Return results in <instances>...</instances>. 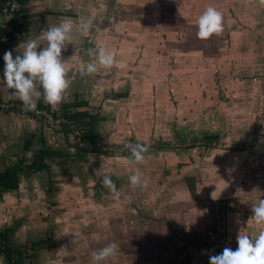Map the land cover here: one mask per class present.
I'll use <instances>...</instances> for the list:
<instances>
[{
	"label": "rangeland",
	"instance_id": "374dc122",
	"mask_svg": "<svg viewBox=\"0 0 264 264\" xmlns=\"http://www.w3.org/2000/svg\"><path fill=\"white\" fill-rule=\"evenodd\" d=\"M50 1L49 9H57L51 4L57 1ZM38 3H34L31 11L22 15L26 17L19 21L30 24L29 33L39 30L44 21L47 10H39ZM125 8L119 6L117 13H128ZM19 9L20 6L16 8ZM6 15L0 14V26L11 31L9 20L12 15ZM105 22L106 19L102 18L101 24ZM111 28L115 30L116 26ZM27 33L17 32L11 45L18 46ZM87 77L90 78L81 79L86 84L83 85L84 90L91 82V85L96 82L92 75ZM88 91L91 94L88 93L86 98L94 107H91L92 112L88 107L84 109L99 114L100 118L107 117L103 107L99 108L102 99L107 98L106 89H100L94 95L92 88ZM13 101L22 103L19 99ZM98 108L101 113L96 110ZM39 120L49 128L58 127L32 115L0 111V173L22 158L31 163L37 156L42 148L38 143L41 136ZM149 124L153 126V123ZM106 126L101 122V136L95 146L101 151L106 150V153L99 156L88 153L79 158L74 150L64 149L66 139L63 138V148L45 146L64 155L63 158L46 161L50 165L49 172L35 171L30 176L23 175L17 189L3 194L0 231L7 227L14 229L11 240L24 251L22 264H97L92 253L113 241L118 245L116 253L100 264H209L210 255L221 252L224 247L237 246L239 230L251 235L264 229V225L253 226L251 230L239 228L246 219L255 222L251 219L250 210L252 204L261 199L259 188L253 189L245 184L241 185L239 192L241 178L234 188L220 189V172L207 165L211 157L217 158V153L223 152L220 149L223 145L219 144L216 148L219 150L214 154L200 144L189 150L188 147L194 143H186L174 135L172 141H166L172 148L176 147L170 153L165 151L166 145L158 141L162 139L151 137L145 144H153L154 148L148 150L144 161L136 162L130 152L128 155L120 154L113 149L118 145L110 138V125ZM225 126L229 125L224 121L221 124L223 131ZM150 130L155 135L156 129ZM194 130L189 128V131ZM195 132L197 137L194 140L202 142L203 132ZM73 138L76 139L74 135ZM30 141V149L25 151V145ZM109 144L111 148H108ZM225 148L224 159L231 146ZM252 158L253 154L249 153L240 161L246 165L250 175L258 174L261 179V170L249 169ZM100 167L115 182L116 192L103 189L101 179L95 176V170ZM137 169L142 179L147 181L144 187L132 185L128 180ZM44 240L48 242L32 248L33 243ZM0 264H5L3 257H0Z\"/></svg>",
	"mask_w": 264,
	"mask_h": 264
},
{
	"label": "crops",
	"instance_id": "0c3cea01",
	"mask_svg": "<svg viewBox=\"0 0 264 264\" xmlns=\"http://www.w3.org/2000/svg\"><path fill=\"white\" fill-rule=\"evenodd\" d=\"M56 1V3L51 4L52 6H56L57 9L50 10V0H24V14L30 12L34 3L36 4L37 2H39V7H37L39 10L44 8L47 10L44 12V21L41 22L39 30L29 33L30 29H28V25L30 26V24H26V32L28 33L24 41L26 39H37L38 44L42 47L45 44L43 33L52 26L50 23L56 25L63 20H71L73 24V30L66 49L62 50L69 88L57 106L52 107L46 104L43 98L40 97L37 98V107L48 108L53 114L64 116L65 114L77 112L78 104L87 102V106L85 107H88V110L92 112L91 107L94 106H91L87 99L88 93H90L88 88L93 89V95L97 94L96 92L100 91V89H106V93H108L105 97L107 98L102 99L103 102L99 108L103 107L104 113L108 114L107 117H103V122L107 124L106 127L110 125V138L114 139L115 143L133 139L135 142L145 144L148 141L147 138L154 137L155 139H162L158 141L167 144L168 142L166 141H172L171 139L175 138L174 135L177 136V139L192 138L196 135L195 131L198 130L203 132L204 137L212 136L213 134L222 136V140L235 144L234 146L230 144L231 149L229 151L226 150V159L228 160L224 159V156H226L224 147H219L223 152L218 153L219 149L211 148L210 150L213 154L217 153L216 157L219 161L217 158L211 157V162L207 164L210 168H215L220 172V189L234 188L241 178L238 184L239 192H241V185L245 184L250 188L254 189L258 187L260 189V181L257 180L260 175H250L251 173H248L247 169H240V157L242 153L238 149L241 146L239 142L241 139L237 133V127L228 122L229 126H225L226 130L223 131L221 128L222 123H220L215 127L219 131L217 134L213 131L214 128L210 123L204 121L201 124L200 120L208 118L209 108H215L219 105V99L215 96L217 95L215 79L217 84L219 80L220 84L228 90H239V86L241 85L238 86L239 83L234 84L236 81L233 80V73L231 74V70L234 69L232 66L239 67L241 73L247 74L245 77L248 79H250L249 76L253 75L254 71L264 75V42L257 44L254 41L255 39H252V36L257 31L264 28V7H260L264 0H233L232 6L226 2L228 0L217 1L218 4H221L216 9L223 14V28L220 36L216 38V42L213 36H211L212 42H204L203 44L200 43L202 41L197 42L199 39L195 35L196 22L207 4H199L196 10L193 11L192 5L187 6L188 0H182L183 13L180 12L181 9H174L175 11L160 12L157 17L155 13L144 14V12L156 10L157 7L161 9L162 5L165 4L175 7L177 0ZM204 2L206 1H202L201 3ZM119 6L127 7L125 11H129L130 13H117ZM35 12H37V9ZM102 18L106 19V22L103 24H101ZM159 19H161L160 23ZM9 22L11 23V19ZM84 22L90 24V30L87 35L79 31V25ZM157 24H160V26ZM146 25H154L155 28H160V30L149 28ZM111 26H116L115 30H112ZM231 26L237 28L236 32L230 29ZM173 29L175 30L174 32H172ZM177 29L186 31V33L188 32L183 40L178 38L180 31H177ZM157 34H159L160 38L156 36ZM228 34L233 35L231 37L233 39H231L233 41L231 48L225 38ZM165 40L168 41L167 52L165 51L166 49L157 48ZM11 44L13 43H10L8 50L17 48L16 45L12 46ZM100 46L115 54V62L111 67H99L97 72L90 74L96 82H93L92 85L91 82L89 87L87 86L86 90H84L83 85L85 86L86 84L81 79L90 77H87L88 74L81 75V69L84 64L93 59L88 55L87 50ZM84 48L85 50H83ZM229 49H231V54H229ZM170 52H172V56L166 58L165 55ZM3 53L4 51L0 48V72H2L4 64L2 59ZM13 54L15 55L16 52ZM217 64H223L224 66H222V73L224 74L221 76H216L213 73L214 69L211 65L214 67ZM164 65L171 71L162 70ZM150 69H152L150 76L154 75V79H157L160 86L162 82L164 83L168 79L173 81L170 88H173L174 91V103L164 100V95H162L163 98L161 99L151 98L148 95L147 98H144L140 92H137L138 80L141 78L146 79ZM228 71L230 75H228ZM242 86H244L242 88L247 86L249 90L252 88L250 84ZM12 91L14 90L8 89L0 81V96L8 98V100L18 99L9 94ZM119 91L122 92L119 94ZM199 97H204L202 105L198 102L197 106L193 108L195 99ZM74 99H76V102H74ZM155 103L161 104H159V107H156ZM244 105L246 106L241 109L242 114L238 119L245 126V124H251L255 121L256 113L251 104ZM99 108L96 110H98V113H101L100 109L102 108ZM113 113H117L116 117L113 116ZM180 114H182V118ZM183 115L186 117L190 115V118H192L191 122L188 124L184 123ZM111 116L112 118H110ZM39 121L41 123L39 128L41 136L38 138L40 146L50 145L53 148L60 149L64 146V143H62V139L64 138L66 139L64 149L74 150L75 153L77 152V157L83 158L79 156V150L77 149L79 147L77 146L78 142L73 138L72 134L65 133V129L62 127L52 129L44 125L41 120ZM192 122L196 124L193 127L195 129L194 132L189 131V125ZM146 123L147 125H145ZM149 123H153V126L150 127ZM155 123L158 124L156 125ZM115 128L117 129L115 130ZM150 128L156 129L155 135L151 134L152 130ZM105 134L107 133L105 132ZM131 134L134 136L132 137ZM99 135L101 136V133ZM262 158L254 157L251 159V167L255 163L254 170L259 164L264 163ZM243 171H245L244 174ZM238 173L239 175H237ZM103 189L109 190L108 188Z\"/></svg>",
	"mask_w": 264,
	"mask_h": 264
},
{
	"label": "clouds",
	"instance_id": "9594fccd",
	"mask_svg": "<svg viewBox=\"0 0 264 264\" xmlns=\"http://www.w3.org/2000/svg\"><path fill=\"white\" fill-rule=\"evenodd\" d=\"M222 28V12L209 6L197 19L195 35L199 40H207L214 34H219ZM72 30L71 20H63L59 24L50 26L43 33L44 46L41 47L37 39H26L17 48L3 53L4 64L0 72V81L8 89L14 90L9 94L17 97L25 110H36L37 98L40 97L52 107L62 101L69 88L62 50L66 49ZM89 30L88 22L79 25V31L82 34L87 35ZM14 52H16L15 55ZM87 53L93 59L82 66L81 75L95 73L99 67H111L115 62V54L103 46L90 48ZM126 147L136 162L146 159L145 154L148 152L149 145L130 142ZM95 176L101 179V183L109 191H117L115 182L101 167L95 170ZM128 180L135 186L144 187L147 184V181L142 179L139 169L135 170ZM251 219L257 225H264V198L252 204ZM236 244L235 248L224 247L221 252L210 255L209 264H264V229L251 235L239 230L236 235ZM117 247L116 242H109L94 251L92 258L100 264L112 257Z\"/></svg>",
	"mask_w": 264,
	"mask_h": 264
},
{
	"label": "flooded vegetation",
	"instance_id": "af4514ba",
	"mask_svg": "<svg viewBox=\"0 0 264 264\" xmlns=\"http://www.w3.org/2000/svg\"><path fill=\"white\" fill-rule=\"evenodd\" d=\"M202 1H206L204 3H201ZM217 1H221V0H188L187 2V6H191L192 5V10L195 11L196 7L199 4H207L204 8L203 11L209 7H219L221 4H218ZM224 1V0H223ZM229 3L230 6H232L233 0H228L226 1ZM164 3V2H163ZM262 3V2H261ZM175 7L172 6L170 7L169 5L165 4L162 5L161 9L159 7H157L156 10H149L147 12H144V14H153L155 13V16L158 17V14L160 12L163 11H172V10H180V12H184L183 9V2L182 0H177L175 3ZM260 5V4H259ZM226 6V5H224ZM247 6V5H245ZM260 7H264V2L261 4ZM228 8V7H227ZM174 10V11H175ZM264 10V9H263ZM148 16H152V15H148ZM195 16V15H193ZM228 19V18H226ZM232 19V18H231ZM238 17H237V21H238ZM141 22V21H140ZM161 22V19H159V23ZM158 25V24H157ZM149 28H154L155 30H160V28H155L154 25H146ZM160 26V24L158 25ZM229 28V27H228ZM227 28V29H228ZM249 28V27H247ZM232 31L235 30L236 32V27H232L230 28ZM175 30L173 29L172 32H174ZM177 31H180L179 29H177ZM188 33V32H187ZM186 31H180V33L178 34V38L180 40H183L186 36ZM160 34V32H159ZM159 34H157L156 36L158 38H160ZM126 35H128V33H126ZM220 36L219 34H214L213 38L214 41L216 42V38ZM233 35L228 34V39L226 38V41L229 43V46L231 48V46H233V39L231 38ZM252 39H255L254 41H256L257 44H262L264 42V28L257 31L256 34L254 36H252ZM256 37V38H255ZM162 38V35H161ZM163 39V38H162ZM230 39V40H229ZM232 39V40H231ZM202 41V42H200ZM197 42H200L201 44H203L204 42H212L211 37L208 40H198ZM158 49H166L165 51L167 52L168 50V41H164L163 43H161V45H159L157 47ZM173 52V51H172ZM172 52H170L169 54H166V58H169L170 56H172ZM229 54H231V49H229ZM167 61V59H165ZM223 64H217L214 67L211 65V67L214 69V74H216V76H221L224 73H222L223 69H222ZM221 67V68H220ZM224 67V66H223ZM234 69L231 70V74L233 73V80L236 81L235 83H239V90H232V89H227L225 87H223V85L220 84L219 80H218V84L216 83V79H215V86H216V91H217V96L219 99V105L215 108H209V116L207 119L204 120H200V123L204 121L207 123H210L213 126V131L216 132L218 134V130L215 129V127H217L220 123L222 122H231L234 126L237 127V133L239 134L240 137V143L241 146L238 148L240 150V153H242L241 155V160L246 157L247 154L252 153L253 154V158H262L264 161V75L260 74L256 71L253 72V75L249 76L250 79L246 78L245 76L247 74L245 73H241L239 67H234L232 66ZM166 70L168 72H170L171 70L166 68L165 65L163 66L162 70ZM152 69L149 70V73L147 74L148 76H146V79H140L138 80V90L137 92L142 95V97H146L147 95L150 96L151 98H163L162 95H164V100L169 101L171 103H174V91L173 88H170L173 81L171 79H168L167 81H165L164 83H161V86L159 84V82L157 81V79H154V75L150 76ZM213 71V70H212ZM230 72L228 71V75ZM255 73L257 74L255 76ZM238 79V80H237ZM238 81V82H237ZM252 85V88L249 90L247 89V86L245 88H242L244 86L242 85ZM255 89H254V87ZM140 87V89H139ZM122 91H119V94ZM173 98V99H172ZM204 97H199L198 99H195V102L193 104V108L195 106H197V103L200 102L202 105V101ZM162 99V100H163ZM172 100V101H171ZM161 103H155L156 107H159ZM244 104H251L252 107L255 109V121L251 124H244L240 121V119H238V117L241 116L242 114V110L243 108H245L246 105ZM173 106H175L173 104ZM175 108V107H174ZM176 109V108H175ZM178 111V110H177ZM262 112V113H261ZM191 113V112H190ZM192 114V113H191ZM181 118H182V114ZM183 122L184 123H189L191 122L192 118H190V115L188 117H186L185 115H183ZM194 117V116H193ZM195 118V117H194ZM196 119V118H195ZM228 119H230L229 121H227ZM198 121V119H196ZM199 122V121H198ZM199 123V124H200ZM156 124V123H155ZM158 124V123H157ZM156 124V125H157ZM153 125V124H152ZM196 124H194V122L190 123L189 127H194ZM161 126V125H158ZM194 129V128H193ZM134 136V135H133ZM197 136L194 135V137L192 138H184L182 141H185L186 143H194L192 146L188 147V149H193L194 145L200 144L203 145L204 147L207 148V150H210L211 148H217L220 145H223V147H230L231 145L234 146L235 144L230 143L228 141H224L222 140L223 138H221L222 136H218L213 134L212 136H208V137H204L203 141H197L194 140V138H196ZM233 142V141H232ZM164 144V143H163ZM231 144V145H230ZM165 151L172 153L173 151L176 150L175 148H172L173 146H171L169 144V142L167 144H165ZM224 147V148H225ZM157 149L160 150V148L158 147ZM175 149V150H172ZM259 150V152H258ZM164 151V152H165ZM211 151V150H210ZM262 151V153H261ZM258 154L257 156H255L256 154ZM183 154V153H180ZM245 155V156H244ZM252 158V159H253ZM241 168L242 169H247L246 165L244 163L241 162ZM255 168V163L254 166L251 167L250 165V169H254ZM261 170V179H257L260 181L259 183V187L261 188L260 185H262L264 187V163L259 164V166L256 168ZM248 170V169H247ZM260 190V195L261 198H264V190L259 189ZM252 212V210H250ZM249 224V225H248ZM258 227L257 224L251 220H245L243 225H241L239 228H243L244 230H251L254 227ZM248 230V231H249ZM235 248V247H233Z\"/></svg>",
	"mask_w": 264,
	"mask_h": 264
},
{
	"label": "trees",
	"instance_id": "16d2710c",
	"mask_svg": "<svg viewBox=\"0 0 264 264\" xmlns=\"http://www.w3.org/2000/svg\"><path fill=\"white\" fill-rule=\"evenodd\" d=\"M7 1L8 0H0V14L4 12ZM18 1L21 4V9L15 11L10 18L12 30L9 31L0 26V48L4 52L8 50L10 43L15 40L17 32H26V23H19L21 19L26 17L22 16L24 14V0ZM78 106L77 112L64 115V118L70 123V125L75 126V129H71L68 124L62 125V128L65 129V133H70L72 135H74V130H78L81 133L85 143L84 146L77 147L80 157H84L87 153H96V156L106 153V150L103 149V151H101V148L95 147L99 141L100 124L103 122V118H100L99 114H92L88 110H85L84 107L87 106V102H82L78 104ZM45 109L48 110V108ZM30 145L31 141L25 145V151L30 149ZM119 153L126 155L129 154L128 150H122ZM57 157L63 158L64 155L61 151L50 150L49 148L42 146L31 163H27L26 159L22 158L17 164L8 166L5 171L0 173V200L4 193L11 192L19 187L23 175L30 176L33 172L35 173V171L49 172L50 165L46 161ZM13 234L14 229L10 227L0 231V257L4 258L5 264H22L24 261V251L18 248L14 242L12 243L11 239ZM47 242L48 240L39 241L33 243L31 246L32 248H39Z\"/></svg>",
	"mask_w": 264,
	"mask_h": 264
},
{
	"label": "built area",
	"instance_id": "2783aa9c",
	"mask_svg": "<svg viewBox=\"0 0 264 264\" xmlns=\"http://www.w3.org/2000/svg\"><path fill=\"white\" fill-rule=\"evenodd\" d=\"M19 6L21 7V4L19 3L18 0H8L5 5L3 14H5V16H7L6 15L7 13L13 15V13L17 11L16 8H18ZM0 111L10 112V113H20L24 115H32L34 117L44 119L45 121H47V123H49L53 127H56V126L62 127V125L64 124L70 125V123L64 118V116H55L51 111H48L45 108L37 107L36 110L28 111L23 108L22 103L16 102L13 100H4L1 98V96H0ZM70 127L71 129H75L74 125H70ZM74 136L77 139V142L79 143V145L81 144V146H84L85 141L83 140L81 133L78 130H74ZM130 142L136 143L135 140L130 139L128 142L116 143V145L118 146L113 147V149H117L118 153L122 150H128L126 145ZM108 148H111L110 144ZM153 148H154V145L150 144L148 150H151ZM110 154H111V151H110Z\"/></svg>",
	"mask_w": 264,
	"mask_h": 264
},
{
	"label": "water",
	"instance_id": "95a60500",
	"mask_svg": "<svg viewBox=\"0 0 264 264\" xmlns=\"http://www.w3.org/2000/svg\"><path fill=\"white\" fill-rule=\"evenodd\" d=\"M178 105V104H177ZM177 107V106H176ZM178 108V107H177ZM117 128H115V130H116ZM131 136L133 137V134H131Z\"/></svg>",
	"mask_w": 264,
	"mask_h": 264
}]
</instances>
